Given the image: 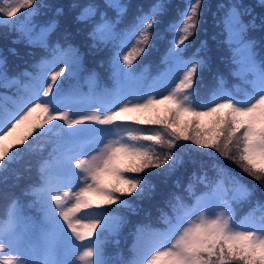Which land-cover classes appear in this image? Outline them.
I'll return each instance as SVG.
<instances>
[{
    "label": "snow or ice",
    "instance_id": "snow-or-ice-1",
    "mask_svg": "<svg viewBox=\"0 0 264 264\" xmlns=\"http://www.w3.org/2000/svg\"><path fill=\"white\" fill-rule=\"evenodd\" d=\"M106 4L115 10L114 19L98 13L100 6L92 0L72 5L79 12L66 18L67 47L56 42L53 58L41 62L21 111L0 119V169L19 157L34 133L52 134L57 153L41 169V186L32 189L43 222L25 217L15 203L0 220V264H107L102 237L123 222L112 212L132 207L124 197H143L151 169L168 172L182 162L176 151L180 141L195 146L192 151L213 150L202 154L233 161L241 173L264 186V59H257V41L246 39L249 29L257 27L255 17L244 23L234 5L223 21L232 63L237 65L234 74L251 77L243 98L229 92L223 80L211 93L200 87L209 66L210 58L200 55L207 42L201 41L191 55L187 50L198 31L202 0H194L181 19L169 25L175 35L164 60L171 67L147 88L121 92L114 100L107 90L66 92L63 85L77 76L82 64L80 50L70 43L72 31L97 15L99 21L87 31V39L93 48L112 45L110 66L118 83L134 79V62L151 50L152 37L157 36L151 30L165 6L152 5L121 31L117 25L128 6L120 0ZM39 7L36 0H0V26L14 27L12 18L33 17ZM56 13L39 32L31 26L21 29L30 46L48 47L65 9L58 7ZM243 15H251L250 10ZM259 27L264 30V20ZM132 39L135 43L128 49ZM6 64L0 57V67ZM193 178L206 191L198 194L190 181L186 196L169 195L167 228L153 232L147 241L145 229H137L135 264H264V203L258 201L240 223L234 212V204L250 202L254 189L222 167L211 179L195 173Z\"/></svg>",
    "mask_w": 264,
    "mask_h": 264
},
{
    "label": "rangeland",
    "instance_id": "rangeland-1",
    "mask_svg": "<svg viewBox=\"0 0 264 264\" xmlns=\"http://www.w3.org/2000/svg\"><path fill=\"white\" fill-rule=\"evenodd\" d=\"M242 1L245 2L246 0H242ZM257 1H260V4L255 6L253 9L256 10V11L257 10H263L264 9V5H262L261 0H257ZM217 15H218V12L215 11V9L213 8L212 4H205V3L202 4L201 16L209 24L207 29H211V28H214L216 26ZM199 20H201V18H199ZM260 30H262V29L259 28V29L256 30V32L260 31ZM5 38L12 40V39H21V38H23V36H22L21 33L13 30L10 26H0V48L5 50V51H8L9 47L2 43V40L5 39ZM257 59L261 60L258 56H257ZM132 90H135L133 82L130 81V80H123V89H122L121 92L126 94V93H128V92H130ZM121 92L116 93L115 95H113L112 99L114 100L116 97H118L121 94ZM77 127H79V126H77ZM31 163H32V159L30 158V159H28L26 161L25 164L28 165V164H31ZM18 171H19V167L16 168L15 173L17 174ZM15 176L11 180V184L14 185V186L17 184L18 181H23L24 183L28 182L23 177L15 178ZM251 178L254 179L253 177H251ZM260 197L264 200V186H262L261 189H260ZM248 202L249 201H240V202H238V204L242 207L243 204H247ZM156 232H158V231H156ZM159 232H162V231H159ZM152 233L144 232V236H143L144 240L145 241L149 240L151 238V234ZM136 246H137V244H136ZM135 261L136 260L134 259V264H135Z\"/></svg>",
    "mask_w": 264,
    "mask_h": 264
},
{
    "label": "trees",
    "instance_id": "trees-1",
    "mask_svg": "<svg viewBox=\"0 0 264 264\" xmlns=\"http://www.w3.org/2000/svg\"><path fill=\"white\" fill-rule=\"evenodd\" d=\"M190 150V149H189ZM213 153V150H211V149H207V150H201V154L202 153ZM214 155H217L218 157H219V155L218 154H214ZM227 161L229 162L230 160H228L227 159ZM228 168V170L230 171V172H232V173H234V174H236L237 175V173H235V172H233L229 167H227ZM22 170V169H21ZM23 172H24V170H22ZM152 172H154V173H159V176H160V174H162V173H164V172H166V171H164V169H153L152 170ZM238 176V175H237ZM29 184V183H28Z\"/></svg>",
    "mask_w": 264,
    "mask_h": 264
},
{
    "label": "bare ground",
    "instance_id": "bare-ground-1",
    "mask_svg": "<svg viewBox=\"0 0 264 264\" xmlns=\"http://www.w3.org/2000/svg\"><path fill=\"white\" fill-rule=\"evenodd\" d=\"M29 185H32L31 183H29ZM32 186H34V185H32ZM31 200H32V197H30V198H23V199H21V200H18V201H14L13 203H19V202H22V201H25V202H27V203H31ZM12 203V204H13ZM44 217V216H43Z\"/></svg>",
    "mask_w": 264,
    "mask_h": 264
}]
</instances>
